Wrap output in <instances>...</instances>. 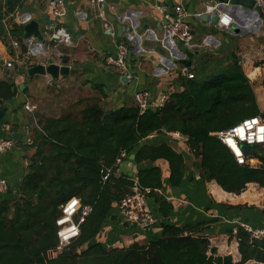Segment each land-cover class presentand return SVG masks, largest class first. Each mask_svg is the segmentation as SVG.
I'll return each mask as SVG.
<instances>
[{
	"label": "trees",
	"instance_id": "1",
	"mask_svg": "<svg viewBox=\"0 0 264 264\" xmlns=\"http://www.w3.org/2000/svg\"><path fill=\"white\" fill-rule=\"evenodd\" d=\"M22 1L0 3V18L14 12ZM13 28L21 30L22 26ZM26 51L21 44V55ZM199 55L203 56L202 66L192 68V78L178 76L180 89L170 92L161 106L140 109L134 102L106 109L102 86L93 85L94 93L61 102L56 115L38 114L35 125L28 126L30 141L23 145L33 150L25 172L18 185L9 187L0 198V264H264V234L252 237L241 224L235 225V232L229 230V238L237 241L238 261L217 254L208 237L201 234L208 221L183 226L162 222L157 237L126 246L96 239L104 226L119 219L118 204L135 183L150 189L147 197L166 186L181 185L183 153L167 142L149 143L151 134L179 132L198 159L201 182L216 181L224 191L238 194L236 200H261L264 143L254 145L257 151L251 155L260 161L258 166L238 164L214 132L227 130L246 117L264 119V112L235 52L213 54L200 49ZM66 62L62 58V63ZM17 92L15 83L0 79V106ZM122 151L125 158L134 154V178L115 167ZM162 160L167 164L166 177ZM107 169L111 172L103 179ZM248 183L261 188L246 189ZM74 196L91 211L80 224L78 237L49 255L58 245L60 205ZM155 199L167 216L172 203L163 195Z\"/></svg>",
	"mask_w": 264,
	"mask_h": 264
},
{
	"label": "crops",
	"instance_id": "2",
	"mask_svg": "<svg viewBox=\"0 0 264 264\" xmlns=\"http://www.w3.org/2000/svg\"><path fill=\"white\" fill-rule=\"evenodd\" d=\"M206 1L213 0H196L188 17L195 39L209 35L211 45L204 48L208 53L227 54L233 51L239 56V63L249 78L258 107L264 112V86L255 87L260 77L264 78V2L260 5L262 15L241 6L223 7L221 14L231 16L233 22L229 27L222 28L193 15L203 10ZM4 2L5 0H0V3ZM191 2L192 0H106L114 8L106 7L105 21L97 17L90 0H65L67 13L60 18L52 15L48 0H23L14 12L3 15L0 18V79L15 83L18 92L10 101L3 103L7 111L0 121V140L12 137L15 143L9 151L0 153V178H5L9 187L15 188L18 185L25 172L27 157L33 152L23 146L30 141L28 126L35 125L38 114L56 115L61 102L65 103L67 99L82 93H94L93 85L102 86L105 95L102 101L106 109L134 103L137 91H145L150 107L155 108L162 94L180 89L178 76L183 64L177 59L183 45L176 42L172 46L170 41L163 39L164 20L155 5L165 4L173 13L178 4L184 5L188 10ZM27 15L30 20L38 23L42 41L34 36L24 38L23 27L29 21H24ZM14 25L22 26V29L14 30ZM106 27L112 29L113 36L107 33ZM56 32L64 40L54 47L51 35ZM14 40L18 42V47L13 46ZM118 41L126 43L130 51L127 70L129 76L106 61L109 55L115 53ZM21 44L27 48L22 55ZM28 45L33 48L29 49ZM58 51L61 56H58ZM193 52L191 65L197 66L195 58L199 52ZM62 58L66 59L65 64L62 63ZM9 59L14 60V63L11 67H6L5 63ZM49 59L69 66V73L57 78L49 74H26L29 67L36 63H47ZM122 76H126V79L121 80ZM20 84L23 85L22 88L19 87ZM26 104L35 105L36 108L27 110L24 107ZM147 140L151 144L167 142L183 153L185 167L181 185L166 186L155 195L147 197V206L155 219L150 227L139 229L124 223L118 209L116 212L120 215L119 219L104 226L96 239L106 243L114 240L113 246H126L132 241L157 237L162 222L183 226L208 221L205 225L207 228L201 234L208 237L217 254L231 255L233 261H238L240 254L237 241L233 237L229 238V230L237 224L264 226V188L259 203L236 200L234 197L238 194L224 191L216 181H200L199 162L189 151L185 136L179 132H167L151 134ZM129 163L134 162L129 160ZM160 164L166 177L168 173L165 160ZM133 169L136 173L137 166ZM255 185L257 184L248 183L247 186ZM157 195H163L172 203L173 207L167 216H163L160 211L155 199ZM4 196L5 193H0V198ZM245 204L246 207L243 206ZM227 205L243 207L229 208Z\"/></svg>",
	"mask_w": 264,
	"mask_h": 264
},
{
	"label": "built area",
	"instance_id": "3",
	"mask_svg": "<svg viewBox=\"0 0 264 264\" xmlns=\"http://www.w3.org/2000/svg\"><path fill=\"white\" fill-rule=\"evenodd\" d=\"M90 2L96 9L97 17L106 21V7H108L109 9H113V5L107 4L106 0H90ZM263 2L264 1L262 0H256L257 5H261ZM48 4L53 16L60 18L66 15L67 7L65 4V0H48ZM217 5L218 2H214V0L206 1L203 10L201 12L194 13L193 15L198 17L202 12L211 13L214 9H216ZM155 6L161 13L164 20L163 27L165 35L163 39H167L168 41H170V45H176V42H178L191 51H199L200 49H204L205 47H209L211 45L209 35H206L199 40L195 39L194 32L190 26V23L188 22V17L191 15V13L186 9L184 5L178 4V6L174 8L173 13L168 10L167 5L165 4H156ZM218 16L219 18L217 24L219 25V27H229L233 22L232 17L228 16L227 14H221V10L219 11ZM28 20H30L29 15L25 16L24 21ZM106 29L108 34L112 36L114 35V32L110 27H106ZM51 39L53 41L54 47H57L64 40V38L57 32L51 35ZM29 40L31 41V39ZM12 44L14 47H18L17 41H12ZM33 45V47H35V44ZM28 47L29 49L33 48L30 45H28ZM129 53L130 51L127 44L118 41L116 43L115 53L109 55L106 58V61L107 63L118 67L121 70L122 74L129 76L127 72ZM58 56H61V52L59 51ZM15 60L17 61V59ZM13 63L14 60L9 59L5 64L6 67H11ZM194 66L195 65H182L179 68L180 75L187 78H192L194 76V72L192 71V68ZM146 96L147 93L145 91L135 92L134 101L140 109L151 106ZM167 98L168 94H162L157 106H161ZM24 107L30 111L36 108L35 105L28 104H26ZM214 134L224 145L229 148L238 164H245L250 166H258L260 164L259 160L251 156L250 152L248 154H245L243 150L244 144H249L252 147L254 145L264 143V121L260 116L257 115L246 117L227 130L217 131L214 132ZM14 143L15 140L12 137L1 139L0 153L9 151L13 147ZM126 156L127 154L122 151L116 158V169L123 162V160L126 159ZM110 172L111 170L107 169L103 175V179H107ZM8 188V181L5 178H0V193L7 192ZM149 192L150 189H141L139 188L137 183H135L132 186L131 193L127 194L121 199L118 204V209L124 223L135 226L139 229H146L154 224L155 219L150 213L147 206V195ZM60 210V216L56 219V234L58 237V245L55 249L49 250V255L58 253L59 251H61L62 247L67 245L74 238L78 237L80 231L79 226L91 211V207L89 205H83L80 199L74 196L60 205ZM241 225H243V227L251 234L252 237L258 238L264 234V226L253 227L249 224ZM235 231L236 228H233V232Z\"/></svg>",
	"mask_w": 264,
	"mask_h": 264
},
{
	"label": "water",
	"instance_id": "4",
	"mask_svg": "<svg viewBox=\"0 0 264 264\" xmlns=\"http://www.w3.org/2000/svg\"><path fill=\"white\" fill-rule=\"evenodd\" d=\"M218 2V5L216 9H214L211 13H205L202 12L198 17L205 22H209L212 25H216L218 22V13L220 10H222L223 7H229L235 6V7H245L247 9H252L255 10L259 15H262V8L260 5L256 4V0H214ZM264 1V0H262ZM196 3V0H192L191 3H189L188 6V11L192 12L193 11V4ZM205 4V3H204ZM24 38H28L29 36H34L38 40L42 41L43 36L40 33L39 30V25L38 23L31 19L28 22L25 23L24 25ZM180 44V43H179ZM199 52V51H197ZM181 55L177 59L178 62L185 66H190L192 63V57L195 52L187 49L185 46H181ZM239 61V59H238ZM69 73V66L67 65H60L54 62L53 59H49L47 63H36L35 65L29 67L26 70L27 75H34V74H41V75H46L49 74L53 78H57L59 75H64ZM126 76H122L121 80H125ZM22 84H20V88H22ZM7 111V107L1 103L0 107V121L3 119L5 112ZM251 145L249 144H244L243 145V150L245 154H248L251 150ZM134 159V154L129 155L128 159H124L123 162L118 166L117 171L121 174L126 175L127 177L134 178L135 177V172H134V163H129V160ZM55 255V254H54Z\"/></svg>",
	"mask_w": 264,
	"mask_h": 264
},
{
	"label": "rangeland",
	"instance_id": "5",
	"mask_svg": "<svg viewBox=\"0 0 264 264\" xmlns=\"http://www.w3.org/2000/svg\"><path fill=\"white\" fill-rule=\"evenodd\" d=\"M202 55H198V56H196V58H195V60L197 61V67L199 68V67H201L202 66V64H203V60H202ZM244 72V71H243ZM245 73V72H244ZM249 79V78H248ZM257 84V83H256ZM255 84V87L256 88H258V87H261V86H264V78L263 77H260V80H258V84L256 85ZM42 111H43V108L41 109ZM262 118V117H261ZM262 120L264 121V119L262 118ZM257 151V146H253L252 148H251V151H250V154L252 155V154H254L255 152ZM250 187H252V188H257V189H259V186H257V185H255V186H247V188L246 189H248V188H250ZM261 201V200H260ZM259 201V202H260ZM259 202H257V203H259ZM248 203H250V202H248ZM250 204H252V203H250ZM256 204V203H255ZM99 238H101V236H99ZM256 264V263H255Z\"/></svg>",
	"mask_w": 264,
	"mask_h": 264
}]
</instances>
